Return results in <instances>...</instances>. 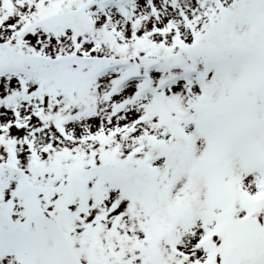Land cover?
I'll use <instances>...</instances> for the list:
<instances>
[{"label": "snow or ice", "instance_id": "1", "mask_svg": "<svg viewBox=\"0 0 264 264\" xmlns=\"http://www.w3.org/2000/svg\"><path fill=\"white\" fill-rule=\"evenodd\" d=\"M0 264H264V0H0Z\"/></svg>", "mask_w": 264, "mask_h": 264}]
</instances>
